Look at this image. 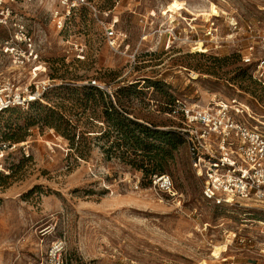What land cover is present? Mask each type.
<instances>
[{
  "label": "rangeland",
  "instance_id": "1",
  "mask_svg": "<svg viewBox=\"0 0 264 264\" xmlns=\"http://www.w3.org/2000/svg\"><path fill=\"white\" fill-rule=\"evenodd\" d=\"M95 2L127 34L126 55L105 43L89 11L76 13L68 36L55 29L49 0L24 9L43 41L35 81L53 87L40 102L0 114V139L18 143L9 172L0 173V264H46L56 242L65 264H264V210L204 199L185 140L155 172L171 177L174 194L159 190L151 171L131 165L134 155L108 153L111 141L99 135L104 101L88 86L97 80L127 116L157 128L183 126L167 113L174 99L199 106L222 99L241 103L264 130V72L262 83L255 64L242 62L264 58V0ZM212 4L218 15L208 14ZM7 34L0 31V42ZM199 40L202 51L194 48ZM74 44L84 46V58ZM0 72L32 82L18 76L2 46ZM69 123L77 150L62 133Z\"/></svg>",
  "mask_w": 264,
  "mask_h": 264
},
{
  "label": "built area",
  "instance_id": "2",
  "mask_svg": "<svg viewBox=\"0 0 264 264\" xmlns=\"http://www.w3.org/2000/svg\"><path fill=\"white\" fill-rule=\"evenodd\" d=\"M42 2L0 0V31L5 29L8 33L0 46L13 61L18 76L32 79V82H22L20 79L0 78V112L10 107L27 108L30 103L42 100L43 93L53 87L50 81H35L38 74L44 71L40 64L43 41L39 37L37 39L36 32L23 18L24 9ZM49 4V13L58 32L70 36L76 13L89 11L98 23L105 43L113 52L126 55L122 45L127 40V34L116 27V20L110 22L101 16L95 0H49ZM74 46L77 56L84 58V46ZM242 62L246 65L255 64L254 75L262 81L264 58L255 60L249 55L243 57ZM89 85L107 90L97 80H91ZM166 106L169 115L174 114L183 119V126L176 130L189 147L193 170L201 181L202 197L217 205L264 210V130L249 123L244 117L242 104H230L217 99L206 106H199L174 99L173 103ZM17 148L18 143L0 139V173L9 172L6 160ZM152 183L159 190L174 194L169 175L155 174ZM258 223L263 226L260 233L264 234V221ZM62 249V242L54 243L46 254V264H65ZM261 252L264 253V240L261 241Z\"/></svg>",
  "mask_w": 264,
  "mask_h": 264
},
{
  "label": "trees",
  "instance_id": "3",
  "mask_svg": "<svg viewBox=\"0 0 264 264\" xmlns=\"http://www.w3.org/2000/svg\"><path fill=\"white\" fill-rule=\"evenodd\" d=\"M88 86L91 89L90 95L92 94L94 96L93 93H96L102 101H104L101 112L104 119L103 124H106V127L99 135L100 138L107 137L109 141H111L108 147V153H111V151H119L120 155L124 158H130L131 155H134L135 158L130 160L131 165L142 168L144 172L151 171V182L153 175L163 174L161 172H155L162 169L165 159L171 157L173 150L177 148L178 144L183 142V136L177 131L157 128V126L153 124L130 118L127 116L126 110L119 108L113 103V94L110 96L102 89L91 85ZM173 101L168 104L173 103ZM38 102L40 101H34L30 103L28 107ZM95 104L93 106H95ZM165 107L167 108V106ZM14 108L18 107L6 108L2 110L0 114ZM96 109V107H93L92 111L96 113ZM67 125L70 126L68 131L62 133L67 137L72 148L77 150L78 146H76V134L74 132L76 126L70 123ZM53 128L56 131L59 130L55 125H53ZM81 137H83V135H81ZM148 165H150V167H148Z\"/></svg>",
  "mask_w": 264,
  "mask_h": 264
},
{
  "label": "bare ground",
  "instance_id": "4",
  "mask_svg": "<svg viewBox=\"0 0 264 264\" xmlns=\"http://www.w3.org/2000/svg\"><path fill=\"white\" fill-rule=\"evenodd\" d=\"M207 12H208V14L209 15H218V9L216 8V6H214L213 4L211 5V7H210V9L209 10H207ZM197 45L194 47L195 48V50H200V51H202V50H204L203 48H202V41L201 40H199L197 43H196ZM191 75L193 76V78H197L198 77V75L195 73V72H192L191 73Z\"/></svg>",
  "mask_w": 264,
  "mask_h": 264
}]
</instances>
